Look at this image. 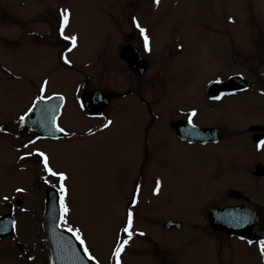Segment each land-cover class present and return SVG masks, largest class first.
Masks as SVG:
<instances>
[{
    "label": "rangeland",
    "instance_id": "obj_1",
    "mask_svg": "<svg viewBox=\"0 0 264 264\" xmlns=\"http://www.w3.org/2000/svg\"><path fill=\"white\" fill-rule=\"evenodd\" d=\"M64 10L69 13L65 33L77 37V47L57 60L48 32L54 33L57 12ZM122 12L129 15L127 22ZM133 19L149 36L150 54L160 53L147 80L143 83L135 78L138 88L117 81L114 71L119 70L115 68L109 67L105 77L101 70L112 57L117 30L130 28ZM243 29L255 39L264 34V0H0V130L5 131L0 132V205L15 209L22 205L29 210L19 215L17 240L23 246L41 243L39 220L46 185L60 184L42 166L24 161L34 147L46 153L54 171L66 175L64 203L68 212L63 225L80 230L96 264H113L111 256L120 245L121 225L130 212L135 223L130 228L131 238L125 230L122 233L127 241L123 264H264L255 246L245 248L217 238L200 222L194 224L198 228L162 230L158 219L175 220L177 209L187 210L205 197L200 182L203 187L210 183L209 172L215 167L212 158H216L212 149L199 159L183 155L182 150L170 152L168 158L163 144L152 151L145 144L149 139L146 114L124 107L110 113L112 123L107 130L87 135L85 129L94 125L91 131L97 129L101 119L91 121L79 104L83 89L114 90L120 84L126 87L124 91L133 87L142 96L155 97L157 106L174 84L172 97L180 100L179 104L196 105L200 83L221 72L217 54L223 55L228 46L223 35L241 34L238 31ZM65 57L70 69L63 66ZM40 93L65 96L67 105L59 124L70 139L52 145L41 141L26 151L19 150L16 147L30 138L13 139L8 132ZM130 100L137 98L127 96L125 102ZM198 114L205 112L198 110ZM238 127L241 125L236 123ZM249 156L253 159L252 153ZM222 157L220 153L219 162ZM247 161V157L241 160L242 164ZM182 164L189 174L182 172ZM229 168L226 159L225 167L218 170ZM253 182L226 185L223 190L238 189L253 203H263V182ZM214 183L223 184L221 179ZM134 194L137 204L127 210ZM212 200L232 202L223 193ZM196 217L191 220L199 221ZM6 242L0 241V264H30L18 256L14 244Z\"/></svg>",
    "mask_w": 264,
    "mask_h": 264
},
{
    "label": "flooded vegetation",
    "instance_id": "obj_2",
    "mask_svg": "<svg viewBox=\"0 0 264 264\" xmlns=\"http://www.w3.org/2000/svg\"><path fill=\"white\" fill-rule=\"evenodd\" d=\"M122 13L124 14V20L127 22L129 15L126 12ZM57 16L56 29L54 33L48 32V37H51L56 46L55 51L58 55L57 60H62L64 55L68 52V48L71 47V43L69 40H64L60 35L59 28L63 22V17L61 16V12H57ZM130 25V28H126L125 31L121 30L122 28L117 30L120 32L118 36H116L114 42L112 57L107 59L108 64L102 67L101 70L103 72V77H105V71L109 67L115 68L120 71H114L117 81L122 79L120 83L131 84L138 88L135 78L143 80L144 83V81L147 80L153 64L156 66L157 56L160 53L150 54V40L147 32L146 35L148 36L149 44L148 49L145 48L144 35H142L140 29L137 28L136 20H131ZM245 30L246 29L239 30L238 32H243L241 34L228 33L223 35L228 41V46L223 48V55L217 54L219 58L218 65L221 68V72L207 83H200L196 105L185 107L179 104L180 100L176 101L175 98L172 97V94H174V84L171 86L170 91L166 93V98H161L160 104L157 106L155 97L149 95H146V97L142 96L140 93H136L137 91L134 90L133 87H128L127 90L124 91L122 89L126 87L120 84L114 90L102 88L83 89L81 90L80 98L86 93L101 92L107 103L105 110L109 108L108 113L104 110L97 115H89L84 111L86 114L85 116L90 118L91 121L101 119L97 129L91 131V128L95 125L85 129V132H88L87 135L91 136L97 132L104 131L105 129L107 130L109 128L108 121H110L112 112L116 111L117 113L120 108L124 107L141 109L144 114H146L147 119L144 124L147 125L146 128L149 132V139L148 142L145 141V144L149 145L152 151L163 144L166 148V155L168 158L170 152L182 150V152H184L183 155L188 154L189 157L199 159L200 156L203 157L205 155L206 151L212 149V153L216 158H212L215 162L214 169H209L208 181H210V183H207L206 187H203L200 182L201 192L205 193V197L195 204L194 207L187 210L177 209V217L174 218L175 220L163 221L162 219H158V221L161 222L162 230H183L189 227L192 229L194 227L198 228V226L194 224L200 222L204 228H208L211 232L209 212L211 210L229 208L231 209L232 216L230 217L231 224L229 225L233 227L251 226L249 237L248 239H241L237 235L227 236L225 233L212 231L215 237L233 241L236 244L245 246V248L255 246L256 248L254 249L257 255L261 256V259L264 260V254L260 252L259 248V241L264 239V149H258L257 147L258 142L264 140V34H260L258 39H255L252 33L249 35V31ZM65 35L67 34L65 33ZM67 36L71 37L72 35ZM252 37L254 38L253 46L249 47L247 44ZM180 50L182 49H179L178 52ZM62 64L61 62L60 65ZM63 66L65 69L71 68L67 63ZM91 70L87 73V80L90 79ZM155 82H159V77ZM129 88L132 89L129 90ZM201 88L202 92L199 93ZM52 95L61 94L43 95L40 93L36 95L22 117L25 118L37 97L41 96L48 98ZM127 96H133L137 98V100L125 102ZM63 98L64 105L57 120V125L60 128L63 127L59 124V121L67 105L65 96H63ZM111 107L114 108L110 111ZM198 110L204 111L205 115H199ZM193 111L196 112L195 116H191ZM189 119H191V124L189 123ZM17 121V124H15L11 130L13 131V139H19L24 136L30 138L22 143V147H16L19 150L26 151L41 141L52 145L64 139H70L64 128L63 136L57 139L38 138L34 134L33 129L25 128L24 119L22 120L20 118ZM225 121H227V123ZM236 123L240 124L241 127L235 128ZM192 125H195V128H193ZM33 148L24 156V161H29V163L36 164L37 167H39L42 164V157L39 156L38 153L42 152L45 155L46 153L43 150H34ZM236 151L241 154L243 153V156L236 154ZM229 152L230 156H226ZM220 153L223 154L222 162H219V159H217ZM250 153L253 154V159L249 156ZM244 157H247L248 161L242 164L241 160ZM226 159L230 161V168L226 169L225 172H219L218 168H221V165L223 168L225 167ZM186 169L184 164H182V172L189 174ZM224 175L233 176L236 179L234 180V178L225 177ZM222 178L225 179V182ZM219 179L222 180L223 184L216 186L214 182ZM253 181L256 183L263 182V203L261 201L259 204L253 203L249 196L238 189L228 188L223 190L226 185L236 186L241 185L242 182L251 185L254 184ZM212 183H214V186H212ZM221 193L226 195L228 200L232 202L226 204L213 202L212 198ZM204 199L206 200L202 202ZM136 204L137 198L134 194L132 200L130 199V201L127 202L126 209L129 210V207H134ZM200 204H202L201 207H199ZM22 208V205L17 209L11 205H0V210L2 209L1 213H3H0V219L5 218L7 219V223L11 221L14 223L13 236L0 237V241H7L6 243L9 242L8 244H14V249L18 256L27 263L35 264L36 262L37 264H48L47 249L42 231L44 200L41 206L39 220L40 234L42 236L40 244L31 243L28 244V246H23L24 244L17 240V226L18 223L22 221L19 215H21L20 213H29V210ZM196 215L199 221L191 220L196 217ZM128 221L129 215L121 225L123 231L119 236V247L124 242L122 233L124 234L125 228L128 227ZM131 221L132 227L135 223L133 217H131ZM167 224L178 225V227H171L167 230L165 228ZM132 238L135 239V237ZM248 241H252V243L249 244ZM21 245L23 246L22 250ZM37 249H40L41 253H35L34 251ZM123 254L124 253L121 252L120 256L117 257L116 250L114 251L113 259H116L117 264H123Z\"/></svg>",
    "mask_w": 264,
    "mask_h": 264
},
{
    "label": "water",
    "instance_id": "obj_3",
    "mask_svg": "<svg viewBox=\"0 0 264 264\" xmlns=\"http://www.w3.org/2000/svg\"><path fill=\"white\" fill-rule=\"evenodd\" d=\"M63 105L62 97H52L48 100L38 99L28 116L25 127L33 128L36 135L42 138L56 139L62 135L57 129V118ZM81 106L91 114L97 115L107 107L103 93L93 92L81 97ZM231 209L211 210L209 212L210 227L215 232L225 233L227 236L237 235L241 239H248L251 226L233 227L231 224ZM60 210L57 193L53 189L45 192V210L42 229L47 244L49 264H90L80 251L75 239L59 228ZM178 227L166 225L165 228ZM14 233V223H7V219H0V237H9Z\"/></svg>",
    "mask_w": 264,
    "mask_h": 264
},
{
    "label": "snow or ice",
    "instance_id": "obj_4",
    "mask_svg": "<svg viewBox=\"0 0 264 264\" xmlns=\"http://www.w3.org/2000/svg\"><path fill=\"white\" fill-rule=\"evenodd\" d=\"M157 3H159V0H156ZM61 15L63 17V22L62 24L60 25V28H59V31H60V35L63 37L64 40H69L70 43H71V47L68 48V51H71L73 48H75L77 46V37L76 36H67L65 35V32H64V29L65 27L67 26L68 24V21H69V13L64 10L61 12ZM137 28L140 29V32L142 35H144V44H145V48L148 49V44H149V40H148V36L146 35V31L145 29L141 28L140 25L137 23ZM150 50V49H149ZM65 63H70V61L67 60V58L65 57ZM47 83V82H45ZM44 89L42 88L41 91H43ZM40 99H44V97H40ZM48 99H51V97H49ZM196 115V112L193 111L191 113V116H195ZM21 119L23 120L24 117H21ZM112 122L111 121H108V124H111ZM189 123L191 124V119H189ZM193 128H195V125H192ZM57 129L58 131H61L63 132L64 129L63 128H60L58 125H57ZM258 149H264V140H261L258 142V145H257ZM39 156L43 157V164H44V168L45 170L48 172L49 176H52V177H56L57 180L60 182L59 184V191L61 193V197H60V202H61V206H62V209H63V212L64 214L66 215L67 212H68V208H67V205L64 203V194L66 193L67 189L65 188L64 184H63V181L67 179L66 175L62 172H56L54 171L50 166H49V163H48V157L40 152L38 153ZM18 191H22V189H18ZM5 199H8L7 197H5ZM131 212L129 213V221H128V227L125 228V231L128 233V236L129 238H131L132 236V232L130 231V228H131ZM65 224H67V221L65 220ZM67 231L69 232H72V234L76 237L77 240H79L80 244L84 246V253L87 255L88 259L89 260H93L95 259L91 253L89 252L88 250V247L86 246V243L84 241V239L82 238V236L80 235V230L79 229H73L72 227H68L67 228ZM141 235H143V233H140ZM127 241H124L120 247L116 248V256L119 257L121 252L123 251V246L124 244H126ZM249 244L252 243V241H248ZM259 248H260V252L262 254H264V239H261L259 241Z\"/></svg>",
    "mask_w": 264,
    "mask_h": 264
},
{
    "label": "trees",
    "instance_id": "obj_5",
    "mask_svg": "<svg viewBox=\"0 0 264 264\" xmlns=\"http://www.w3.org/2000/svg\"><path fill=\"white\" fill-rule=\"evenodd\" d=\"M3 133H5L4 129L2 130ZM13 135V131L8 132ZM9 135V134H8Z\"/></svg>",
    "mask_w": 264,
    "mask_h": 264
}]
</instances>
